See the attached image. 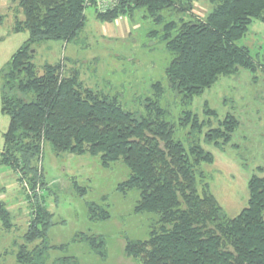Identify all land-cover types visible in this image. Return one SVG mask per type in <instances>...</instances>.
I'll use <instances>...</instances> for the list:
<instances>
[{
  "label": "trees",
  "instance_id": "trees-1",
  "mask_svg": "<svg viewBox=\"0 0 264 264\" xmlns=\"http://www.w3.org/2000/svg\"><path fill=\"white\" fill-rule=\"evenodd\" d=\"M209 1L211 11L198 18L186 17L193 14L194 0H118L102 14L89 8L107 23L121 17L133 19L141 10L143 18H152L155 24L164 22L162 41L171 54L166 76L186 104L221 75L239 69L254 76L258 71L264 73V62L238 44L254 20L264 21V0ZM18 3L23 19L16 21L14 31L28 32L29 37L1 72V109L9 117L1 164L30 183L34 216L13 264H49L47 240L55 225L54 214L37 193L38 186L45 184L38 162L47 144L57 154L90 153L105 167L116 162L127 166L129 175L117 190L122 194L137 191L134 212L152 220L145 239H126V255L140 264H264V176L250 177L247 205L230 217L210 184L199 178L200 164L211 162L212 153L199 142L188 149L175 137L177 120L171 122L168 110L160 105V84L153 86L156 97L146 100L145 111L134 112L118 96L83 85L78 70L66 71L62 62L38 68L32 46L78 37L89 9L85 0ZM164 13H175L180 19L167 22ZM177 118L180 125L191 123L195 131L201 132L206 125L190 110ZM237 125L238 120L228 116L218 128L209 129L207 141L228 145ZM109 217L108 212L102 215L103 219ZM92 218L97 219L94 214ZM0 219L8 227L12 225L4 207ZM76 240L87 242L105 257L106 242L101 235L78 234ZM52 264L80 263L74 256H65Z\"/></svg>",
  "mask_w": 264,
  "mask_h": 264
},
{
  "label": "rangeland",
  "instance_id": "rangeland-1",
  "mask_svg": "<svg viewBox=\"0 0 264 264\" xmlns=\"http://www.w3.org/2000/svg\"><path fill=\"white\" fill-rule=\"evenodd\" d=\"M193 7V14L186 17H204L212 9L209 0H194ZM172 14L164 13L165 20L179 21L180 15ZM142 15L143 10L133 19L121 17L107 23L97 19L95 10L89 8L85 27L78 37L69 42H37L32 46L34 61L40 70L46 63L60 62L65 64L66 71L78 70L83 85L118 96L122 105L134 112L145 111L146 100L156 97L153 86L160 84L163 88L160 105L168 110L167 118L171 122L177 120L175 137L188 149L191 143L199 142L212 153L211 162L200 164L199 178L210 184L225 212L233 217L247 205L250 177L264 176V73L258 71L254 76L239 69L221 75L213 85L184 104L166 76L171 54L162 41L164 22L155 24L152 18ZM19 19H23V12L18 0H0V88L2 69L29 37L28 32L14 31ZM238 44L248 47L255 59L264 62V21L254 20ZM187 110L206 123L201 132L192 129L191 123L179 124L181 120L177 117ZM228 116L238 120L232 141L220 146L215 140L207 141L209 129L218 128L220 121ZM8 125L9 117L2 113L0 99L1 142ZM38 165L45 184L38 186L37 193L54 214L55 222L47 240L51 246L49 264L65 256H74L80 264H140L126 255V239H145L152 220L134 212L137 191L122 194L117 190L129 175L123 162L105 167L90 153L57 154L47 144ZM2 168L9 173L0 180V212L3 207L8 210L12 225L6 226L0 219V264H13L34 216L33 198H29L32 197L30 183L22 174ZM105 212L110 213L107 219L102 218ZM78 234L101 235L106 242L105 257L94 252L87 242L76 240Z\"/></svg>",
  "mask_w": 264,
  "mask_h": 264
},
{
  "label": "built area",
  "instance_id": "built-area-1",
  "mask_svg": "<svg viewBox=\"0 0 264 264\" xmlns=\"http://www.w3.org/2000/svg\"><path fill=\"white\" fill-rule=\"evenodd\" d=\"M118 0H85L86 8L93 7L98 12H106L113 8Z\"/></svg>",
  "mask_w": 264,
  "mask_h": 264
},
{
  "label": "crops",
  "instance_id": "crops-1",
  "mask_svg": "<svg viewBox=\"0 0 264 264\" xmlns=\"http://www.w3.org/2000/svg\"><path fill=\"white\" fill-rule=\"evenodd\" d=\"M2 111V109H1ZM3 113V112H2ZM4 114V113H3ZM3 145V141L1 142L0 141V180L2 177H4L6 174L8 175L9 171L8 170H3L2 168V164H1V146ZM3 167H6V166H3ZM9 168V167H8ZM10 169V168H9ZM8 172V173H7ZM13 172V171H12ZM12 183V182H11ZM9 183V185L11 184ZM1 187H4V186H1Z\"/></svg>",
  "mask_w": 264,
  "mask_h": 264
}]
</instances>
